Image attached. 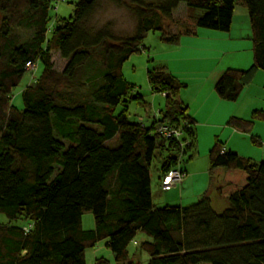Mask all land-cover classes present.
<instances>
[{
  "label": "trees",
  "instance_id": "trees-1",
  "mask_svg": "<svg viewBox=\"0 0 264 264\" xmlns=\"http://www.w3.org/2000/svg\"><path fill=\"white\" fill-rule=\"evenodd\" d=\"M97 1L77 0L73 15L57 17L48 36L55 0H0V213L6 217L0 222V264H85L86 248L100 239L115 264H139L127 251L138 232L147 236L138 244L148 254L146 264H264V161L223 149L216 137L209 171L222 169L216 192L225 208L215 212L207 193L191 204L157 206L152 159H162L161 180L195 138L194 120L180 97L185 84L164 66L147 70L151 91L164 93V107L157 120L142 125L124 104L130 85L122 74L149 31H159L163 41L178 39L164 35L162 20L171 21L181 2L190 20L187 33L192 26L229 31L235 7L242 5L252 31V64L225 69L214 85L220 98L235 101L254 73L264 71V0L141 4L134 34L119 42L103 29L88 28ZM52 51L66 60L62 71L53 68ZM30 62L42 69L23 88L19 109L11 91ZM255 119L264 120L263 109L248 119L230 117L228 124L248 133ZM157 123L182 127L181 140L188 144L161 137ZM85 211L94 217L89 230L81 227ZM95 264L109 263L100 257Z\"/></svg>",
  "mask_w": 264,
  "mask_h": 264
},
{
  "label": "rangeland",
  "instance_id": "rangeland-1",
  "mask_svg": "<svg viewBox=\"0 0 264 264\" xmlns=\"http://www.w3.org/2000/svg\"><path fill=\"white\" fill-rule=\"evenodd\" d=\"M160 1L161 0H98L95 9L87 19L86 24L88 28L93 31L103 29L111 33L112 38H110V40L113 42H119L121 38L134 34L138 21L136 9L141 4H143L141 6L144 8H150ZM76 2L77 0H59L55 2L54 8L49 10L50 21L48 22V36L51 34L53 24H55L54 21L57 17L69 18L73 15V9ZM245 9L246 8L242 5L236 6L235 15L237 16L232 26L231 34L235 36L242 33L243 38L238 41H234V39L229 40L227 38L229 35L228 31L192 26V28L195 27V31H198L196 34L193 32H184V28L186 27L184 25L186 23L188 24L190 20L187 18V9L183 2L173 10L171 21L162 20L165 31L164 35L173 34L172 32H179V39L177 42L172 43L163 41L160 38L159 31H149L142 39L140 52L130 55L122 65V74L130 85L128 91L129 97L124 102L130 118L132 120H138L139 118L146 119L153 111L158 109L163 110V95L151 91L147 80V70L161 66L166 68L167 62L181 57L190 59L199 56L201 58H211L212 55H216V52L211 49L209 44L218 48L219 54L229 49H239L237 52H228V54L223 57L224 61L236 60L240 57H243L242 59L244 60V57L248 53L247 46L249 41H247L245 34L247 33L249 26H247L246 31L244 19L242 17L239 19L238 17L240 16L241 11H244ZM1 16L2 15L0 14V18ZM201 31L214 33L216 36L205 35ZM18 32H20L23 37L29 36V32L25 30H19ZM210 49L211 52L209 53ZM51 61L53 68L57 71H62L66 63V60L59 55L58 51L51 52ZM41 69V64L39 62L35 63L34 68L27 70L18 85L12 88L11 103L14 106L19 109L22 108V90L26 85L33 82L41 72ZM174 76L179 80L183 77L176 74H174ZM261 94L264 95V90ZM134 95L141 96L143 103H140L139 100L132 97ZM258 104L264 106V100H259ZM122 106V103L116 106L115 112L121 110ZM213 106L214 104L208 105L210 109H213ZM217 111H220L219 107ZM206 113H209V109H207L206 112L204 110L200 111L198 119L199 125L197 127L194 126L195 138L192 140V146L186 150V153L181 158L183 161L180 162V165L182 168L186 169L188 173V176L186 177L188 182L182 180L179 183L184 184V186L176 185L170 189H162L159 179L161 176L160 163L162 159H160V155H157L156 160L155 158L152 159L150 165L151 194L152 201L157 206L180 203L185 205L191 204L199 198L197 194L203 192L208 187L210 177H213V180H216L217 174L209 173L208 156L209 150L216 137L220 141H224L226 147H228V139L230 144L236 146L240 145V150H242L244 154H247V156H254V154L260 156V153L264 152V120H253L251 132H244L247 134L244 136L243 133L240 134L242 131L232 129L233 127L230 125H227L229 127L224 125L225 123H223V119L220 121L217 113L212 114V116H208ZM246 115L247 116L243 118L248 119L251 117V113H246ZM232 131H238L239 133H234ZM251 134L254 139L258 136L260 142L254 143L250 137ZM220 171H222V169ZM183 193L184 198L181 200ZM216 197L217 198L210 196L211 205L215 212H220L222 206H226L227 202L219 196ZM4 221H6V217L4 214L0 213V222ZM81 227L84 230L94 228V217L90 211L82 213ZM146 238L147 236L144 233L138 232L136 237L127 247L128 254L131 256L132 260L139 264H146L148 259V254L145 251H141L138 246L139 241L145 240ZM100 257H103L109 264H115L113 253L106 246V239H100L93 247L86 248L85 264H95L96 259Z\"/></svg>",
  "mask_w": 264,
  "mask_h": 264
},
{
  "label": "crops",
  "instance_id": "crops-1",
  "mask_svg": "<svg viewBox=\"0 0 264 264\" xmlns=\"http://www.w3.org/2000/svg\"><path fill=\"white\" fill-rule=\"evenodd\" d=\"M235 13H236V7L234 10V14L232 16V22H231L230 29L228 31L229 35L227 38L229 40L234 39V41H238L241 38H243V34L240 33L235 36L231 34L232 26L237 16L235 15ZM241 17L244 19V24L246 25V31H247V26H249L248 31L245 34L247 41H249L248 46H247L248 53L244 57V60L242 59L243 57H240L239 59H236V60H227V61L225 60L224 61L223 57L226 54H228V52H233V51L237 52L239 51V49L237 50L229 49L219 54L218 48H215L214 45L209 44L211 46V49L213 51L215 50L216 52L215 53L216 55L215 56L212 55L211 58L209 57L201 58L199 56V57L190 59V58L181 57V58H177L175 60H170L169 62H167L166 70L168 72L172 73L173 75L176 74V75L183 76V77L180 76L181 77L180 80L181 82L185 84V86L181 89L180 97L182 101L188 106V114L194 120L195 127L199 125L198 119H199L201 110H204L206 112L207 109H209V113H206L208 114V116H212V114L217 113L220 121L223 119V123H225L224 125L226 126L229 125L228 120L230 117L247 119V118H243L247 116L246 113H252V111L256 109L264 110V106H261L258 104L259 100H264V95L261 94V92L264 90V71L262 70H257L254 73L251 81L246 86L243 87L238 98L235 101H229V100L220 98L214 90V85L217 79L220 77V75L223 73L225 69L227 68L246 69L252 64V51H251L252 31L250 27L247 9H245L244 11H241L240 16L238 18L241 19ZM191 32L196 34L198 31H195V27H193ZM201 32H203V34L205 35H210V36L215 35L214 33H208L207 31H201ZM172 33L179 35L178 34L179 32L178 33L172 32ZM178 39L174 42H177ZM246 45H247V42H246ZM211 49L209 53L211 52ZM32 84L33 82H31L28 85H32ZM210 104H214L213 109H210L208 107V105ZM218 107L220 108V111H217ZM235 115H239V116H235ZM232 129H235V128L233 127ZM232 132L239 133L238 131L236 132L232 131ZM242 133L244 134V136L247 135L244 132H240V134ZM250 137H253V135L251 134ZM257 137L255 138L254 143L260 142L259 137L258 138ZM222 142H223V149L232 150L236 152L237 154H239L240 156L248 158L251 162L258 163V162L264 161V152L260 153V156H257V154H254V156H247V154H244L242 150H240L241 148L240 145L236 146L234 144H230L229 139H228V147H226L224 141ZM184 170L186 171V169ZM220 170L221 169L214 170L213 173L209 171L210 174H215V173L217 174L216 180H213V177H210L208 187L203 192L198 193L197 194L198 197H200L203 193H207L211 197L217 198L216 196L218 195L216 192V186L218 183L222 182V171ZM187 176H188V173L186 171V175L182 180H186V182H188V179L186 178ZM178 185L184 186V184L182 183ZM183 198H184V193L181 196V200ZM180 204L185 205L183 203H180ZM223 208H225L224 205L222 206V210Z\"/></svg>",
  "mask_w": 264,
  "mask_h": 264
},
{
  "label": "built area",
  "instance_id": "built-area-1",
  "mask_svg": "<svg viewBox=\"0 0 264 264\" xmlns=\"http://www.w3.org/2000/svg\"><path fill=\"white\" fill-rule=\"evenodd\" d=\"M56 1H59V0H55V2ZM55 2H54V5H55ZM54 5H53V8H54ZM34 66H35V63H32V62L26 64L27 70L33 69ZM161 94L164 95V93H161ZM159 117H160V110L158 109V110L153 111L151 115H148L146 119L139 118L137 121L140 124L145 125L147 123V119L157 120ZM155 129L164 139L176 138L180 140L181 147L188 144L187 140H181L183 136V132H182V127L180 126H174V125H170L166 123H157V125L155 126ZM180 162L181 161L179 159L177 166L169 169L167 172H165L162 175L161 180H160L161 182L160 186L162 189H170V188L175 187L185 177L186 171L181 167ZM24 228L26 229V227Z\"/></svg>",
  "mask_w": 264,
  "mask_h": 264
}]
</instances>
